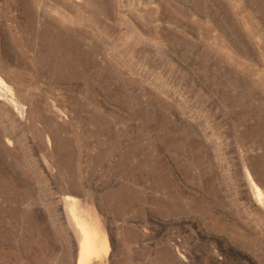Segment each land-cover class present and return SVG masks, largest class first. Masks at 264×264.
<instances>
[{"label":"rangeland","instance_id":"374dc122","mask_svg":"<svg viewBox=\"0 0 264 264\" xmlns=\"http://www.w3.org/2000/svg\"><path fill=\"white\" fill-rule=\"evenodd\" d=\"M0 78V264H264V0H0Z\"/></svg>","mask_w":264,"mask_h":264},{"label":"bare ground","instance_id":"6f19581e","mask_svg":"<svg viewBox=\"0 0 264 264\" xmlns=\"http://www.w3.org/2000/svg\"><path fill=\"white\" fill-rule=\"evenodd\" d=\"M257 191L259 195L262 194L259 190ZM85 221L78 222L81 226V233L79 237L82 244V255L80 256L78 264H87V262L91 261L93 258L102 257L104 252L107 251L106 241L102 235H100L99 231L95 227L87 225Z\"/></svg>","mask_w":264,"mask_h":264}]
</instances>
